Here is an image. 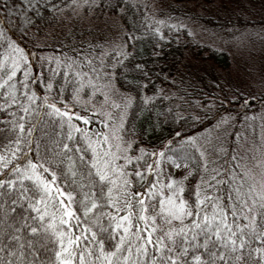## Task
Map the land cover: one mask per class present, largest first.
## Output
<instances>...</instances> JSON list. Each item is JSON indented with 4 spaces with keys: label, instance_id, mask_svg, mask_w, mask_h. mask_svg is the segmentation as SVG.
Masks as SVG:
<instances>
[{
    "label": "snow or ice",
    "instance_id": "snow-or-ice-1",
    "mask_svg": "<svg viewBox=\"0 0 264 264\" xmlns=\"http://www.w3.org/2000/svg\"><path fill=\"white\" fill-rule=\"evenodd\" d=\"M7 63L0 110L18 107L23 121L36 95L17 104L18 64ZM43 102L59 117L51 132L37 114V123L10 122L15 135L0 137V264H264V187L213 176L186 189L187 177L148 163L143 149L128 155L130 140L89 136L72 122L82 117ZM185 159L166 157L177 169Z\"/></svg>",
    "mask_w": 264,
    "mask_h": 264
},
{
    "label": "trees",
    "instance_id": "trees-1",
    "mask_svg": "<svg viewBox=\"0 0 264 264\" xmlns=\"http://www.w3.org/2000/svg\"><path fill=\"white\" fill-rule=\"evenodd\" d=\"M44 1L37 11H31L34 20L24 27L15 12L23 0H0V62L7 60L8 68L12 61L18 64L13 80L17 86V104L23 101L27 106L25 94L36 95L30 114L23 121L19 120L23 113L18 107L0 110V137L15 135L10 122L25 123L26 127L37 123V114L42 117L40 127L51 132L59 117L48 115L53 109L44 104L43 97L58 105L62 101L71 102L79 84L75 69L66 70L64 65L59 67L44 56L57 54L62 51L61 46L41 39L50 29H59L60 10L74 0ZM93 1L91 16H88L89 6H84L83 19L87 20L84 36L94 28L106 32L114 16H118L123 29L121 38L116 33L114 36L126 44V54H117L113 49L109 59L119 61L107 69L112 70L119 90L131 97L121 133L125 140L132 142L129 155L139 156L137 149H143L147 154L144 160L152 163L156 157L152 153L164 152L165 157L161 159L165 161L169 156L176 160L177 153L182 152L187 157L183 164L191 168L184 181L186 189L201 183L207 185L213 176L217 180H232L230 187L243 184L247 190L254 186L244 157L248 145L255 139L256 126L252 132L249 130L264 106V92L258 95L239 92L228 106L217 101L219 98L212 103L210 98L224 92L226 76L222 75L230 69L231 57L222 47L200 40L190 25L221 40L227 37L235 42L238 37L246 41L240 69L264 79V47L258 46L264 45V0H235L236 9L230 5L211 11L212 15L216 13L213 18L196 9L211 8L216 0H159L157 9L152 3L140 0ZM76 27L73 25L72 29ZM229 116L233 120L226 128L223 138H227L222 139L221 151L219 143L214 144L208 132L223 117ZM35 135L39 139L40 133ZM163 170L167 174L164 164ZM165 179L160 177L161 182Z\"/></svg>",
    "mask_w": 264,
    "mask_h": 264
},
{
    "label": "rangeland",
    "instance_id": "rangeland-1",
    "mask_svg": "<svg viewBox=\"0 0 264 264\" xmlns=\"http://www.w3.org/2000/svg\"><path fill=\"white\" fill-rule=\"evenodd\" d=\"M93 0H74L70 6L61 9L59 16L61 17V25L59 29H50L47 35L41 39L47 40L48 43H58L62 51L55 55L45 53L44 56L52 59L61 67L65 66L66 70L75 69L79 73V84L75 90L74 97L71 102L62 101L60 105L55 104L61 111H67L79 115L83 119L76 120L73 116V123L79 125L82 129H86L87 134L96 137L100 133H104L109 137L122 136L123 125L127 116L128 108L131 104V97L119 90L113 80V73L111 69L119 61L113 59L110 61L109 56L112 50H116L117 54L124 52L126 54V44L121 43L115 39V33L121 38L123 29L119 24L118 16L113 17L112 23L106 32H102L99 28H94V31L84 36V28L86 19H83L84 6H89L88 16L93 14ZM150 2L157 9L159 0H140ZM235 0H216L211 4V8L207 9L197 8L205 15L216 17V13L212 15L219 8H225L230 5H236ZM44 0H23V3L16 8L21 20L22 26L31 24L34 20V15L31 11H37L40 5L44 4ZM94 2V1H93ZM212 11V12H211ZM76 25L75 29L72 26ZM192 32L200 40L208 41L215 46L222 47L229 51L232 65L230 69L223 74L224 92L216 95L212 103L219 98V102L228 106L232 99H236L239 92H253L258 95L264 92V79L249 71L248 73L240 69L242 49L246 41L238 39L232 42V38H223V40L211 37L210 34H203L201 30H195L191 25ZM250 40V37L248 41ZM258 46L264 47L262 44ZM255 49V47H254ZM114 57V55H113ZM95 69V71H93ZM107 69V70H106ZM17 89V86H16ZM17 94V91L16 93ZM259 105V104H258ZM253 116L251 117L252 120ZM84 119L88 123H84ZM233 118L223 117L214 127L209 130L208 134L214 144L219 143V148L222 151V139L227 132L226 128L230 125ZM254 123L250 126V132L256 126L255 139L248 145L246 149V168L250 182L260 190L264 187V106L261 107L260 112ZM252 123V122H251ZM241 143V139L238 140ZM117 141L113 140V143ZM95 144V139L93 140ZM215 146V145H214ZM204 155L206 152L201 148ZM217 153V151H216ZM129 155V153H128ZM217 155V154H216ZM154 161L164 164L167 174L171 177L180 180L191 172V168L184 164L180 169H177L171 160H162L161 157L156 156ZM183 180V184H184Z\"/></svg>",
    "mask_w": 264,
    "mask_h": 264
}]
</instances>
